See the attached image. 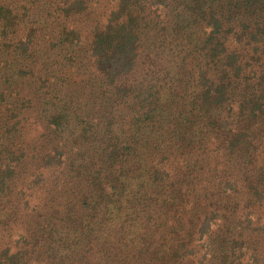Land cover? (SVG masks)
Wrapping results in <instances>:
<instances>
[{"label": "trees", "instance_id": "obj_1", "mask_svg": "<svg viewBox=\"0 0 264 264\" xmlns=\"http://www.w3.org/2000/svg\"><path fill=\"white\" fill-rule=\"evenodd\" d=\"M93 1L0 0V264H264V0Z\"/></svg>", "mask_w": 264, "mask_h": 264}, {"label": "rangeland", "instance_id": "obj_2", "mask_svg": "<svg viewBox=\"0 0 264 264\" xmlns=\"http://www.w3.org/2000/svg\"><path fill=\"white\" fill-rule=\"evenodd\" d=\"M110 6H111V3L109 2V0H95V1H93V2H91V5H90V10L92 11V12H94V14H92V15H97V16H99V21H103L104 20V18H105V16L107 15V13H108V10H109V8H110ZM82 25V24H81ZM84 35L87 37L88 36V38L90 37L89 36V32L88 31H86V30H84ZM88 34V35H87ZM146 48H147V46H146V43L143 45V50H142V52H141V54H142V57L141 58H139V60H138V65H137V71H135V73L133 74V76L134 77H137V78H139V77H141L144 73H143V69L142 68H144V66L142 65V60H143V57H144V54H145V52H146ZM79 71L77 72V73H71L72 75H70L71 76V81H72V83L73 84H71V85H73L72 87L73 88H77V86L78 85H83L84 84V81H82V77H81V75H77V74H81V73H83V74H85L89 79H91L92 80V75L87 71V69L85 68V67H83V66H81L79 69H78ZM85 83H86V81H85ZM87 89H88V87H87ZM86 89V90H87ZM226 172H231L230 170H227V169H225V173ZM256 242L257 243H255L257 246H259V247H261L263 244H264V235L263 236H260V237H258V239L256 240ZM264 247V246H263Z\"/></svg>", "mask_w": 264, "mask_h": 264}]
</instances>
